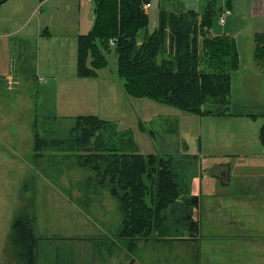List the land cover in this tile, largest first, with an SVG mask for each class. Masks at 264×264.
<instances>
[{"label":"rangeland","instance_id":"374dc122","mask_svg":"<svg viewBox=\"0 0 264 264\" xmlns=\"http://www.w3.org/2000/svg\"><path fill=\"white\" fill-rule=\"evenodd\" d=\"M10 1L6 0L0 5L5 7V3L9 5ZM31 1L33 0H22V9L17 8V14L14 13L10 21L7 19L3 24L4 29H14L24 20V30L5 37L0 45V67L2 76L4 75L0 88V264L17 263L16 253L9 249L12 246L10 235L15 216L24 208L29 210L28 216L32 219L35 231L43 237L42 246L46 247V242L53 260L58 257L57 262L51 264H70L64 256L74 244L78 245L81 256L94 252L92 264H139L138 259L143 260L139 242L146 239L133 243L135 248L130 251L120 237L99 240L100 237H118L122 222L118 200L108 188L93 191L92 185L91 192L87 191L88 175H94L95 172L79 166L74 158L64 157L47 146H43L42 153L36 156V131L45 140L63 138L74 125L77 115L97 114L110 121L112 125L109 127H114L117 132H112L110 141L113 142V138L117 137L118 143L123 134L130 132L139 150L145 153L195 152L199 155V143L204 151L211 148L210 143H213L212 149L217 150L231 136L230 149H234V137L243 136L248 140L258 141L255 132L259 127L255 119L244 113H233L246 109L241 94V75L245 69L241 68L233 74L234 89L232 88L227 109L232 114L229 115L190 113L148 97L133 96L125 90V80L118 74V53L114 45L105 49L108 64L99 69L96 77L77 75L78 34L88 32L91 23L93 24L94 4L91 1L34 0L36 5L32 4L29 8ZM46 1L48 2L44 4ZM10 7L14 10V3ZM178 11L181 10L176 12ZM235 13L233 12L225 29L240 26L235 22ZM40 18L43 22H58L51 28L52 33H46L45 27H42L38 34ZM214 26L215 31H218L217 20ZM251 26L252 30H256L257 22L251 23ZM247 35L244 45L240 46V62L242 53L243 64L253 57V48ZM9 69L11 74L7 72ZM254 100L252 98L250 101L254 103ZM217 101L219 100L207 102L204 108L212 109V112L222 111L223 105L216 103ZM141 123L146 131L142 130ZM176 125L178 131L173 130ZM151 130L155 131L154 135L149 133ZM185 144H188L189 151L184 148ZM240 150L241 146L237 148V152L240 153ZM53 153L56 155H52ZM263 153L264 149L254 151L249 158L244 159L245 164L255 170L256 164L264 159ZM238 159V156L230 158L234 169V165L237 168ZM226 160H229L227 156ZM196 162H201L200 157L198 161L195 159ZM172 168L180 183L181 194L172 206L160 214L159 231L168 238L160 242L161 247L152 249L154 256L150 257L149 264H178L182 258L172 260L178 251L184 252L185 263L191 264L194 260L198 264L197 255L200 256L201 253L197 251L194 256L188 257L191 253L185 242L189 241L174 243V239H169L170 235L188 239L186 233L194 236L189 226L190 206L195 204L199 208L203 204L201 195L196 194L195 199H191V187L195 186L192 175L197 166L193 160L182 159L173 160ZM199 174L200 172L197 178ZM224 174L215 175L204 185V195L209 199L207 205L211 207L210 213L217 214L220 221L231 219L239 212H234L231 216H226L229 211L217 212L219 202L208 196L215 189L213 183L218 184V187L228 185L230 178L224 177ZM234 181L240 187V179ZM247 182V186L255 189L254 175ZM154 189L155 185L151 184L148 189L150 204L154 199ZM254 195L247 200L245 209L240 208L243 204H239L238 200L240 212L236 219L244 214L246 220L252 221L264 214V210H257L256 204L253 206L251 199ZM245 218H240V221ZM156 233L153 231V235L156 236ZM81 236L89 238L76 240V237ZM198 236L200 231L195 233V241ZM57 244L62 249L67 245L68 249L57 253ZM162 253L171 258L170 263L166 258L162 261ZM154 258L155 261H152ZM79 262L80 260L78 264ZM258 264H264V257Z\"/></svg>","mask_w":264,"mask_h":264},{"label":"trees","instance_id":"16d2710c","mask_svg":"<svg viewBox=\"0 0 264 264\" xmlns=\"http://www.w3.org/2000/svg\"><path fill=\"white\" fill-rule=\"evenodd\" d=\"M93 1L94 24L91 30L78 36L77 75L80 77L98 75L99 69L108 64L105 49L111 45L110 39L116 38L118 74L124 78L129 94L190 113L222 116L232 114L227 109L234 72L244 68L254 73L256 64L264 66V32L255 33L253 57L241 66V51L235 38L212 32L217 18V5L212 2L201 13L195 9L177 13L160 8L158 24L151 30L150 15L144 8L150 0ZM1 77L0 67V88ZM214 100L223 105L222 111L204 108ZM110 125V121L97 114L77 115L66 137L45 140L36 131L34 150L38 156L43 146L51 147L54 152L74 158L79 166L95 172L88 175L87 191L91 192L92 185L93 191L108 188L118 200L122 222L117 235L130 251L141 239L168 238L160 233L158 219L181 194L172 161H192L195 155L142 153L130 132L123 134L118 143L117 137L110 141L112 132L117 133ZM141 128L146 131L142 123ZM154 132L149 131L151 135ZM259 139L264 145V125ZM151 184L155 185L152 204L148 201ZM195 208L198 209L195 204L190 206L189 226L197 233L200 221L193 218ZM28 214V208H24L13 221L9 249L16 253V264H38L40 237ZM153 231L158 234L153 235ZM174 236L170 235L169 239L179 238Z\"/></svg>","mask_w":264,"mask_h":264},{"label":"crops","instance_id":"0c3cea01","mask_svg":"<svg viewBox=\"0 0 264 264\" xmlns=\"http://www.w3.org/2000/svg\"><path fill=\"white\" fill-rule=\"evenodd\" d=\"M50 1V0H48ZM46 1L44 4H46ZM66 1V0H65ZM91 1L94 4L93 0ZM69 3V1H67ZM212 2L216 4L217 8V23L219 27L215 31V26L213 25L212 32L214 34H230L235 38L239 49L240 46L244 45L246 34L251 44L253 50L255 47V33L256 32H264V0H150L148 2L147 12L150 15V29L153 30L158 24V15L160 8H166L168 10H186V9H195L197 12H204L208 3ZM14 3V10L10 7L11 4ZM36 1H31L30 6L33 4L36 5ZM6 6L2 7L0 5V45L3 43V39L12 34H19L24 30L25 22L19 24L18 27L14 29H4L3 24L8 22L13 17V14L18 12L17 8L23 7L22 0H11ZM81 4V1H80ZM94 11V6H93ZM229 11L227 20L224 23L220 22V15L224 11ZM33 8L31 12L33 13ZM233 12L237 14V20H235L236 24L240 26H234L232 29L230 26L225 29V25L233 16ZM95 20V14H94ZM93 20V24H94ZM257 22L256 30H252L251 23ZM58 23L54 20H50V22H43L40 18L39 26H38V34L41 33L42 27L46 33H52L51 28L53 25ZM62 24V23H60ZM89 28L91 29L92 25ZM215 24V22H214ZM220 28H223L220 30ZM87 32H82L80 34H85ZM111 44V43H110ZM113 45V44H111ZM241 51V50H240ZM1 53V49H0ZM10 57H8V66ZM242 53H241V66H242ZM11 67V66H10ZM8 74H11V69L7 71ZM7 74V73H6ZM4 75L1 77V82L3 81ZM241 81H243L241 94H242V102H245L246 109L242 112H234L235 114H256L255 122L259 127L255 132L258 137V141H252L244 138L243 136L240 138H235L236 146L234 149H230L232 146V136L226 142L220 144L218 149H212L213 143H210L211 148L207 151L202 150L201 144L199 143V152L198 155L195 152H180L179 154H172L169 152H161L160 154L164 155H195L193 157V163L197 166V169L194 170L192 178L195 183V186L191 187L192 195H201L203 197V204L198 209L195 208L196 216L193 215V218L197 217L200 221V236L197 237L195 241V232L192 230V234L194 236H190L186 233L187 238H179L174 239V243L177 242H185V246L190 248L191 255L188 257L194 256L197 251L201 253V255H197L199 262L198 264H247V262H251V264H258L263 260L264 257V214L259 217H255L254 220L248 221L246 220L244 214H241L240 218H245L243 221L236 219L239 216V206L237 202L239 200V204L241 209L246 208L247 200L251 197V200L254 202L253 206L256 204L257 210H264V159L261 162L256 164V169L253 170L251 167L247 166L244 162V159L250 157V154L259 149H264V146L261 144L259 139V133L261 127L264 125V66H260L256 64L255 72H247L243 71L241 75ZM2 84V83H1ZM232 88L234 89L233 83ZM254 98V103L252 100ZM252 102V103H251ZM232 113V112H231ZM231 128V126H229ZM178 131V126L173 129ZM154 135V134H153ZM249 137V136H247ZM186 151L188 150V144H185ZM241 146L240 153L237 152V148ZM255 146V149L254 147ZM141 151V150H140ZM142 152V151H141ZM145 153V152H142ZM155 153V152H149ZM233 154V155H231ZM198 155V156H197ZM226 156L229 160H226ZM232 156H238L237 168L230 160ZM198 157H200V163H195V159L198 161ZM243 157V158H242ZM264 158V153H263ZM207 167V168H206ZM203 168H206L204 172H202ZM238 169V170H237ZM200 172L199 177L197 178V174ZM224 174V177H228L229 183L227 186L218 187V184H214L213 181L212 186L215 187L213 193H210L211 200H216L219 202L217 212L221 211H229L228 215L231 216L232 213L238 212V215H233L232 218H227L225 220L220 221L219 216L217 214L210 213L211 207L207 205L208 198L205 197V183L215 175ZM255 177V189H252L250 186H247V179L253 176ZM218 177V176H217ZM199 179V180H198ZM234 179H240V187H238L234 181ZM198 188V190H197ZM238 196V197H237ZM230 201L231 203L227 202ZM199 215V217H198ZM186 232V231H185ZM37 233V232H36ZM198 234V232L196 233ZM40 237L38 244V264H51V262H57L58 257H53L50 255V247L46 242V247L42 246L43 237L37 233ZM90 236V235H89ZM118 236V235H117ZM190 237H193L190 239ZM79 238H89V237H76V240ZM91 238V237H90ZM106 238V239H105ZM114 238L119 239V237H100L99 240H114ZM165 241L164 239H148L139 242L140 248L143 250V260L138 259L139 264H149L150 257H153L152 249L161 247L160 242ZM227 244L229 247H227ZM58 248L55 252L60 253L66 249L68 246L65 245V249H62L58 244ZM45 248L43 251L42 249ZM53 248V247H52ZM159 254V253H158ZM162 261L166 258L168 263H170V257L166 256V253H162L160 255ZM180 257L182 261H179L178 264H187L185 263V254L182 251H178L176 257L172 258L174 261L175 258ZM68 259V263L70 264H92L94 261V252H88L85 256H81L78 253V245L74 244L70 247L69 253L64 256V259ZM155 261L154 259H151ZM141 262V263H140ZM191 264H195L194 260H192Z\"/></svg>","mask_w":264,"mask_h":264},{"label":"built area","instance_id":"2783aa9c","mask_svg":"<svg viewBox=\"0 0 264 264\" xmlns=\"http://www.w3.org/2000/svg\"><path fill=\"white\" fill-rule=\"evenodd\" d=\"M147 7H148V4H145V9H147ZM228 14H229V11L226 10L220 15L221 23H224L227 20ZM110 43L114 45L116 43V38H111Z\"/></svg>","mask_w":264,"mask_h":264},{"label":"water","instance_id":"95a60500","mask_svg":"<svg viewBox=\"0 0 264 264\" xmlns=\"http://www.w3.org/2000/svg\"><path fill=\"white\" fill-rule=\"evenodd\" d=\"M4 1H6V0H0V3L4 2Z\"/></svg>","mask_w":264,"mask_h":264}]
</instances>
